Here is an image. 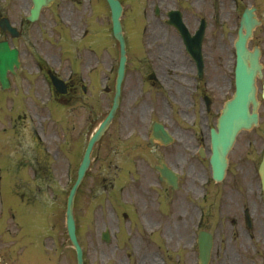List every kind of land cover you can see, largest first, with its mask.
<instances>
[{
    "label": "rangeland",
    "instance_id": "374dc122",
    "mask_svg": "<svg viewBox=\"0 0 264 264\" xmlns=\"http://www.w3.org/2000/svg\"><path fill=\"white\" fill-rule=\"evenodd\" d=\"M124 1L128 22L132 25V46L136 47L135 50L132 49L136 52L130 55L131 60L137 55L142 56L144 60L158 62L161 56L165 55L162 53L165 40L169 43V48L172 45L173 53H176L177 46H180L182 52L180 39L171 28L167 35L166 29L163 28L160 38L154 39L151 36L156 22L149 14L152 12V6L161 1L166 2L161 7L164 10L169 8V4L180 2L182 5L186 0ZM190 1V13L186 21L193 31L198 27L201 18L207 19L203 52L207 61L226 73V93L230 95L229 92L233 91L230 84L234 78L235 67L233 43L237 37L243 10L249 5L256 6L257 14L263 21L262 25L255 29L249 46H261V61L264 65V0H218V21L215 18L214 0ZM98 2L99 0H56L51 7L42 10L37 21L29 22L26 16L32 5L31 0H0V15L7 14L17 26L23 23L24 30L20 38H11L0 31V40L7 39L20 50L23 70L19 74L23 77L32 78L37 75L35 62L38 59L50 63L56 69L68 71L73 58L80 61L78 66L83 76H87V65L94 64L97 71L93 75V84L89 86L97 85L99 112L103 113L111 99L104 93V88L111 84L113 72L110 69L113 62L118 61L119 47L111 34L109 9L107 5ZM136 14L142 16L136 17ZM86 19H93L98 24V37L94 38V43L84 42L77 57L75 51L79 44L76 46V42L82 34L81 29ZM66 38L71 47L67 45L63 49L62 42ZM169 39H173V42ZM82 41L80 39L81 43ZM94 44L99 49V55L90 50L94 48ZM63 51L68 52L70 60L65 58ZM216 72L217 69H213L212 80L219 82L220 79L215 77ZM153 88L145 86L146 90L143 91L146 93L148 104L150 107L155 106L157 110L166 108L164 95ZM258 88L261 100L260 125L239 135L229 156L227 178L221 182L211 181L208 160L197 158L196 155V146L199 144L193 135L206 138L200 124H208L199 109L189 110L185 106L177 107L178 111L174 110L180 130L177 134V144L169 149L177 155L174 160L170 158L169 163L182 173L177 190L165 189L159 180L154 169L159 150L155 151L147 146L146 130H139L136 125L126 127L118 123L107 130L94 152L99 157L91 170V175L95 177L85 180L76 211L77 233L86 264H198L196 239L202 228L198 227V220L203 211L206 212L207 221L211 223L209 230L215 236L210 264H264V197L256 170L264 152L262 80L258 81ZM8 96L10 98L7 99ZM12 97V92L5 95L0 91V131L8 129L4 134L8 141L12 140L11 114H27L24 124L27 123L28 131L32 127L41 128V123L46 126L44 142L50 159L54 160L58 121L49 119L41 109L37 111L41 116L34 115L31 102L29 107L20 109L18 101ZM36 98L38 97L32 91L31 99ZM85 106H89V101L77 103L74 109ZM180 109L183 113L187 112V117L180 114ZM72 119L71 124H75V118ZM211 122L212 118L209 120V123ZM192 124L195 130L186 128ZM69 129L71 133L78 130L74 127ZM99 171L101 175L97 176ZM10 184L12 185V182ZM55 185L61 188L59 181H55ZM4 189L10 197L8 186ZM64 198L61 194L54 200L53 192L47 191L36 199L35 204L46 206L48 217L45 210L37 207L30 208L31 213L26 215L29 224L33 220L47 222L43 235L50 229V235L45 240L48 246L45 247L43 237L37 240L42 244L44 261L42 259L43 263L36 264H77L75 252L66 235ZM3 205H6V200ZM246 208L253 218L251 229L247 227L243 215ZM124 212L129 214L128 218L124 217ZM234 218L237 222L233 221ZM105 229L111 232L112 241L109 244L101 239ZM37 247L34 248L38 250ZM7 263L11 264L10 256Z\"/></svg>",
    "mask_w": 264,
    "mask_h": 264
},
{
    "label": "flooded vegetation",
    "instance_id": "af4514ba",
    "mask_svg": "<svg viewBox=\"0 0 264 264\" xmlns=\"http://www.w3.org/2000/svg\"><path fill=\"white\" fill-rule=\"evenodd\" d=\"M166 2L161 1L159 4H154L149 16L156 22L152 30V37L157 39L161 37L164 27L161 18L166 22L169 8L161 9ZM156 8L159 9L157 14ZM175 8V7H174ZM183 12L184 19L186 18V10L182 6L177 7ZM166 26V25H165ZM126 27L125 26V30ZM92 31L90 26H87L82 34V38L87 37ZM168 30L166 29V35ZM128 35V34H127ZM172 42V41H171ZM169 43L163 48V60L158 62H150L148 60H130L126 66V83L121 94V101L119 109L112 121L115 123L124 124L126 127L138 126L139 130H148L151 128L152 122L156 119H149L156 115L158 120L167 127V129L175 134L178 132L175 120L167 115L169 111L167 108L156 109L150 107L145 97L144 88L148 86L157 91L160 90L161 85H165L170 90L172 100L179 104H188L195 106L196 97L203 100L206 96L209 97L212 106H216L223 99H227L226 80L227 76L220 67L215 66L217 72L216 78L220 81L212 80V68L205 63L204 73L202 77L198 75L195 63L188 57L186 58L180 54H173L169 50ZM172 45H170L171 47ZM42 75L40 79L35 80L31 77L16 76L13 78L17 82L15 90L18 91L20 86H26L29 92L36 88V92L41 100L47 99L51 102L54 113L58 116V142L55 143L54 160L50 159L49 150L46 142V129L41 124L37 128H31L28 131L27 123H21L19 120L27 118V114H18L12 125V133L10 141L4 136L3 131H0V159L3 158L0 166V180L3 179V170L5 171V180L11 179L13 181V189L15 196L19 200H24L28 195L27 204H8L6 206L0 205V264H5V259L11 258V264H33L31 245L39 238L34 235L36 231H31L32 222H28L27 213L30 214V208H33V202L38 195H42L46 190H50V181L62 180L65 178L67 161L69 158L76 160L82 159V146L85 140L88 141L89 135L98 125L101 113L99 112V95L93 92V87H89L86 79L79 76L78 72L75 74H68L60 70L55 71L60 79L64 80L62 92H57L56 87L50 77L53 67L40 62ZM115 71L111 78L115 82L117 76L118 63L113 64ZM90 82H93L92 76L95 73V66H91L88 72ZM18 74V72L16 73ZM15 74V75H16ZM113 82V85H114ZM126 88V91L124 92ZM44 89L46 92L40 91ZM91 90V91H90ZM173 90V91H171ZM131 92L132 94H128ZM110 93H114V87L111 88ZM149 93V92H148ZM151 94V93H150ZM222 98V99H221ZM83 101H89V106L80 109H74V106ZM22 109V105L18 106ZM42 105L34 102L32 105L33 114L37 117L41 116L37 110L42 109ZM204 109H201L207 116L211 114V110L207 108L203 102ZM218 111V109H216ZM51 115V111H50ZM49 115V116H50ZM148 115V117H147ZM166 116V120L159 119ZM75 118V124L72 118ZM147 117V118H146ZM70 127L78 129L76 132H70ZM56 128V127H55ZM41 129V130H40ZM134 129V130H137ZM70 134V136H69ZM209 147L210 142L201 143ZM156 147H161L157 145ZM206 147H204L206 149ZM76 168V174H77ZM88 174V173H87ZM66 186V183H65ZM54 192L57 193V188L54 187ZM7 210H5V209ZM28 208V209H27ZM34 230V228H33ZM9 251L11 254L9 255Z\"/></svg>",
    "mask_w": 264,
    "mask_h": 264
},
{
    "label": "water",
    "instance_id": "95a60500",
    "mask_svg": "<svg viewBox=\"0 0 264 264\" xmlns=\"http://www.w3.org/2000/svg\"><path fill=\"white\" fill-rule=\"evenodd\" d=\"M34 8L29 17V20L34 21L38 19L41 9L44 6L51 4L53 0H33ZM112 11V22L113 31L115 37L120 42L121 46V57H120V67L119 74L116 83V95L114 98L113 106L101 123L98 130L91 138L83 159V163L79 169L78 178L70 191L68 202H67V229L70 239L77 251L78 264H84L83 262V252L79 245L75 233V220L73 216V201L76 189L80 184L86 169L90 163V153L93 148L94 143L100 139L106 128L109 126L112 117L118 107L121 82L124 76L125 62H126V51H125V40L122 32V25L120 17L122 15V6L118 0H107ZM261 22L257 19L255 14V7L246 8L240 22V27L238 30V38L235 41L236 48V69H235V82L236 91L231 100H229L222 110V114L218 120L217 130L212 129V156H211V166L213 171V177L215 180H222L225 175V170L227 167V154L231 149L236 135L242 129H251L253 126L258 125V107L259 101L256 97V78L262 77V64L260 63L261 49L255 46L251 51L248 49L247 43L249 38L252 36L253 29L259 25ZM176 25L182 32L190 53L200 61L201 56V43H202V33H198L193 38L190 37L184 26L182 20H178ZM1 26L4 30L10 32L13 36H17L15 28L11 27L8 20L1 21ZM196 42V44H194ZM14 64H18V51L16 49H11L7 42L0 43V80L3 86L8 84L7 71L14 70ZM264 97V89H263ZM252 108V109H251ZM160 139L164 143L171 141V136L162 128L161 125L155 124L153 127L151 141L153 139ZM162 167H158V170L162 173V178L167 182V184L172 185L174 188L178 187L177 184V174L170 168H168L164 163ZM259 173L262 181V188L264 190V158L259 168ZM249 224H251L248 219ZM103 239L106 242L110 241L108 231L103 233ZM213 241L211 236L203 233L200 236L199 241V262L200 264H208L211 255Z\"/></svg>",
    "mask_w": 264,
    "mask_h": 264
}]
</instances>
